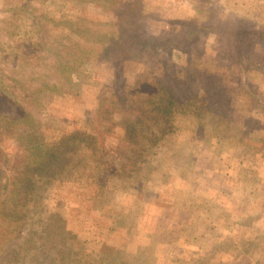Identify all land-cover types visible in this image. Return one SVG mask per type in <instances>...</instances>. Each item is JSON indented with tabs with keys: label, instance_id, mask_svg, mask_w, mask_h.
Returning a JSON list of instances; mask_svg holds the SVG:
<instances>
[{
	"label": "rangeland",
	"instance_id": "374dc122",
	"mask_svg": "<svg viewBox=\"0 0 264 264\" xmlns=\"http://www.w3.org/2000/svg\"><path fill=\"white\" fill-rule=\"evenodd\" d=\"M8 1L0 0V11ZM59 2L46 0L41 7L58 21L104 19L90 4ZM210 2L207 13L224 4L242 13L255 10L264 22V0H144L157 36L150 57L138 53L126 60L122 77L106 64L85 63L75 74L77 93L44 98L46 122L38 134L44 146L65 129L97 131L99 105L103 111L117 107L123 89L132 98L165 86L173 100L189 97L187 106H202L174 117L159 166L142 165L118 180L94 210L86 205L89 185L105 182L107 173L102 163L85 160L86 150L69 152L64 167L63 161L38 176L33 196L40 207L31 222L18 223L22 233L1 253L0 264H13L18 251L14 264H264V38L241 37V54L255 61L239 83L230 37L204 32L189 44L167 36L175 22L203 18L201 7ZM114 135L106 142H114ZM0 148L10 159L22 150L14 138H4ZM55 208L70 241L69 259L53 261L50 246L44 251L45 244L29 248L23 241L30 229L42 233L35 221L55 223Z\"/></svg>",
	"mask_w": 264,
	"mask_h": 264
},
{
	"label": "trees",
	"instance_id": "16d2710c",
	"mask_svg": "<svg viewBox=\"0 0 264 264\" xmlns=\"http://www.w3.org/2000/svg\"><path fill=\"white\" fill-rule=\"evenodd\" d=\"M45 1L9 0L0 11V142L14 138L22 146L13 159L7 158L0 148V255L22 233L18 223L31 222V214L40 207L33 196L36 178L63 161L64 167L72 159L67 156L69 152L86 150L89 156L84 153L85 160L102 163V170L107 173L105 182L89 185L85 200L88 209L94 210L102 197L111 196L118 180L141 170L142 165L159 166L157 163L163 158H159L158 152H162L166 136L174 131V117L178 112L193 115L202 106L195 102L187 106L192 101L189 97L173 100L165 86L154 87L143 96L134 94L132 98L123 89L115 102L117 107L103 111L99 105L97 131L65 129L58 132L49 146H44L38 134L45 127L41 108L46 96L77 93L79 83L75 74L85 63L95 67L106 64L122 77L124 62L138 53L150 57L156 49L151 40L157 37L144 0H60L61 4H90L104 17L95 20L80 16L62 21L55 20L41 7ZM209 4L201 7L203 18L179 20L167 36L189 44L197 42L204 32H215L222 40L230 37L231 59L238 68L236 80L240 83L244 68L255 61L241 54V37L253 34L264 38V22L254 14L255 10L242 13L224 4L217 7L219 12L207 13L211 9ZM117 131L120 134L114 135ZM111 135L116 140L106 142ZM84 156L79 157L80 162ZM60 211L54 209L53 224L35 221L43 234L30 229L23 241L29 248L45 244L44 251L50 246L53 261L69 259L65 244L70 237L66 236L67 223ZM52 225L57 228L51 238L47 234L52 232ZM19 255L20 251L14 254L13 264ZM41 255L45 256H27L34 259Z\"/></svg>",
	"mask_w": 264,
	"mask_h": 264
}]
</instances>
